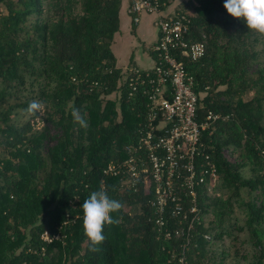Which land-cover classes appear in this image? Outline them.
<instances>
[{"label":"trees","instance_id":"obj_1","mask_svg":"<svg viewBox=\"0 0 264 264\" xmlns=\"http://www.w3.org/2000/svg\"><path fill=\"white\" fill-rule=\"evenodd\" d=\"M45 1L0 0V264H180L172 253L183 241L166 239L155 225L151 184L130 189L111 176L102 187L103 169L127 156L151 102L142 91L129 94L112 47L124 0H47L43 17ZM180 6L191 16L192 38L207 36L202 59L187 60L200 116L230 115L203 133L218 177L213 193L201 197L202 212L213 218L197 225L188 264H226L211 261L210 249L226 234L236 205L246 213L239 229L249 231L255 247L246 264H264V62L257 50L264 32L228 13L223 0H181ZM27 73L41 81L39 128L34 120L14 121L15 108L28 102L4 106ZM100 189L122 206L92 246L83 202ZM68 210L83 217L65 243L45 241L42 234L55 233Z\"/></svg>","mask_w":264,"mask_h":264},{"label":"built area","instance_id":"obj_2","mask_svg":"<svg viewBox=\"0 0 264 264\" xmlns=\"http://www.w3.org/2000/svg\"><path fill=\"white\" fill-rule=\"evenodd\" d=\"M180 3L181 0L171 4L167 0H129L127 11L135 24L145 13H155L159 18V37L152 46L154 67L131 66L124 76L130 95L142 91L151 102L138 128L136 143L127 148V156L103 169L102 187L106 188V178L111 176L119 177L125 188L137 189L142 182L151 184L154 193L149 202L155 225L166 239L183 241L181 250L172 255L178 256L180 264H188L194 231L207 219L201 197L213 193L212 179L218 177L203 133L230 115L209 110L200 116V95L187 60L202 59L207 51V36L203 33L201 39L192 38L191 16ZM81 217V211L73 214L68 210L57 231L43 233L42 238L65 243L68 230Z\"/></svg>","mask_w":264,"mask_h":264},{"label":"rangeland","instance_id":"obj_3","mask_svg":"<svg viewBox=\"0 0 264 264\" xmlns=\"http://www.w3.org/2000/svg\"><path fill=\"white\" fill-rule=\"evenodd\" d=\"M49 6L47 0L44 5L43 17L48 13ZM6 11V9H4ZM37 14H34L30 20H36ZM125 17V16H124ZM148 18V25L152 29L156 30L159 28L158 15L155 13L143 14L141 17L142 22ZM124 24H126L124 22ZM32 27V25H30ZM33 32L32 28L30 29ZM137 33V34H136ZM140 31L129 30L123 31V37L118 41L115 46L117 53H122L129 59L133 51L137 53H142V58L146 60L149 64V45L141 41L139 35ZM132 34L133 37L130 36ZM133 38V39H132ZM130 39L134 40L133 42ZM149 44V43H148ZM257 50L260 51L259 61L264 62V38L261 37L259 43H257ZM40 80H35L34 75L27 73V79L25 84H21L15 88H12L13 96L8 97V101L4 106L10 104H17L18 102H28L27 106H19L15 108L14 111V121L20 124L26 123L27 121H37L36 128H39L42 124L43 119V108L44 102L40 99ZM34 106V107H33ZM39 111V112H38ZM235 157V155H234ZM246 175H250L248 168L244 171ZM258 192H256L257 194ZM254 196V194H252ZM244 197L249 198L247 191H244ZM245 208L240 205H236L233 213H231L230 218L226 221V234L221 239H216L211 244L210 249V259L216 263L224 261L226 264H246L249 259L253 257L255 252V247L249 237V231H242L239 229L240 225L245 224ZM213 218L212 214H208L207 220ZM238 250V253L236 252ZM245 255L247 257H245Z\"/></svg>","mask_w":264,"mask_h":264},{"label":"clouds","instance_id":"obj_4","mask_svg":"<svg viewBox=\"0 0 264 264\" xmlns=\"http://www.w3.org/2000/svg\"><path fill=\"white\" fill-rule=\"evenodd\" d=\"M223 2L228 13L242 18L249 27L264 32V0H223ZM76 119L82 124L85 123L78 113ZM121 206L118 199L111 197L103 189L92 191L84 200V232L92 246L105 238L104 225L114 222L111 213L119 210Z\"/></svg>","mask_w":264,"mask_h":264},{"label":"crops","instance_id":"obj_5","mask_svg":"<svg viewBox=\"0 0 264 264\" xmlns=\"http://www.w3.org/2000/svg\"><path fill=\"white\" fill-rule=\"evenodd\" d=\"M129 0L123 1V6L121 9V28L120 31L116 34L114 43H113V50L115 52V55L117 57V65L121 67L124 71H126L131 66H137L143 69H152L155 65V57L154 52L152 51L153 44L158 40L159 37V28L156 30L152 29L148 25V18L145 19L144 22L140 20L138 24H135L131 16L128 14L127 8H128ZM146 14V13H145ZM148 15V14H147ZM125 16V17H124ZM124 22L126 24H124ZM138 29L140 31L139 35L141 37V41L145 44L149 45L148 49L150 51L149 60L150 63L147 64L145 58H142V53H137L133 51L129 57V59L126 58L122 53H117L115 50V46L118 44V41L122 39L123 37V31H129L133 30L138 32ZM137 34V33H136ZM131 37L132 34H130ZM133 39V38H132ZM130 39L131 42L134 40ZM149 43V44H148Z\"/></svg>","mask_w":264,"mask_h":264}]
</instances>
